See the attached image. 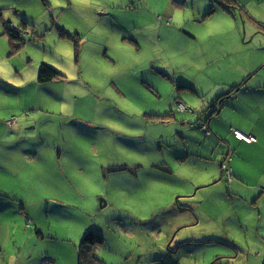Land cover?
Instances as JSON below:
<instances>
[{
	"label": "rangeland",
	"instance_id": "374dc122",
	"mask_svg": "<svg viewBox=\"0 0 264 264\" xmlns=\"http://www.w3.org/2000/svg\"><path fill=\"white\" fill-rule=\"evenodd\" d=\"M194 1L0 0V216L6 208L13 225L2 236L16 234L10 241L16 252L36 247L24 234H47L56 239L44 251L58 254L60 264H78V248L93 231L104 238L95 251L107 264H152L170 246L178 247L170 264H201L204 256L208 264H264V194L252 200L255 215L246 230L224 210L204 223L217 232L204 233L203 222L174 229L190 219L175 224L174 212L164 208L192 186L187 168L175 161L188 154L182 126L160 112L175 107L181 122L195 109L189 90L178 92L201 56L189 47ZM219 3L206 0V9H220ZM212 15L193 27L201 38L227 25ZM2 16L15 17V33L27 39L16 52ZM43 63L62 80L40 84ZM236 158L258 171L249 183L264 181V157L245 158L241 150ZM160 161H170L172 174L151 173L149 164ZM142 164L138 176L123 169ZM245 188L250 197L262 190Z\"/></svg>",
	"mask_w": 264,
	"mask_h": 264
},
{
	"label": "crops",
	"instance_id": "0c3cea01",
	"mask_svg": "<svg viewBox=\"0 0 264 264\" xmlns=\"http://www.w3.org/2000/svg\"><path fill=\"white\" fill-rule=\"evenodd\" d=\"M193 4L198 14L194 21L193 27H195L196 22H207L208 19L204 20L207 17L203 18L202 15L208 13L209 10L206 9V0H196ZM232 7L236 13H239L240 18L231 14L225 7L220 9H217V6L214 7L215 11L211 17L215 16L216 19L226 20L227 24L215 26L221 28L218 35L209 34L201 38L193 30V27L189 28V47L194 50L200 49L201 56L200 60L192 61V64L198 67L196 74L186 75L187 82L178 83V92L182 95L183 90H189L187 96H193L191 100L194 102L195 109H192L189 119L184 118L181 122L174 115L175 107L167 113L169 115L164 116H174L170 118V122L182 126L184 140L182 148L188 154L182 157L177 155L175 161L179 162L178 165L181 168H187L192 179V186L184 188V194H189L188 196H181V199L178 198L164 206L167 213L174 212V216L177 218L173 216L176 219L174 220L175 224L179 217L185 220L190 219L176 224L174 229L181 226H198L203 222L201 229L204 233L217 232L218 229L214 224L204 225V223L217 219L224 210L227 216L235 217L237 228L246 230L249 228L248 219L255 215L252 209V205L255 203L252 200L254 198L258 200L264 194L261 193L258 196L253 194L252 198L246 192L241 191L246 189L245 187H253L256 192H259L264 187V181L261 180L258 184L249 183L248 179H253L254 177L251 175L258 171L246 170L236 158V153H240L241 150L245 154V158L264 157V0H236ZM21 14L22 11H19L14 16L17 17ZM15 17H9L11 19L9 22V19L2 16L3 26L6 30H8V24L17 22ZM12 50L17 51L13 47ZM190 67L196 68L193 65ZM258 69L259 71H257ZM175 78H170L174 83V88H176ZM3 82L5 83V81ZM38 82L41 84L39 77ZM230 91L236 93L234 98L226 100L224 105H220L217 100L218 96ZM179 101H182V97ZM179 101L177 102L179 103ZM214 102L216 113L208 118V111L203 115L207 116L200 120L201 111ZM160 114L162 113L160 112ZM205 119L211 128L210 134L201 128V123ZM232 127H236L246 135L256 136L258 141L248 144L237 140L231 133ZM15 130L12 128L14 133L12 131L11 133L16 135ZM20 136L18 134V137ZM187 144L188 146H186ZM166 145L172 149L171 144L166 143ZM231 154V166L235 178L227 186L223 180L221 162ZM169 162L160 161V163L149 164L153 170L151 173L162 170L158 167L159 164L166 163L168 165ZM0 168L5 167L0 163ZM144 168L145 164H142L138 165L136 170L140 172ZM240 191L244 197L240 195ZM5 210L6 208L3 209V216H0V264H60L58 254L43 250V244L52 238L49 236L43 237L38 234L34 238V234H24L21 239L27 243L35 244L36 247H29L19 252L11 248L10 241L15 238L16 234H11L6 239L2 236V234H10L13 225ZM176 234H174L172 242L175 240ZM170 236L171 234H168L165 238L169 239ZM175 244L177 246L176 242ZM177 250L178 247L173 246H170L165 252L159 250L157 255L152 258V264H156L160 260H175L177 262L178 258L173 257L172 254ZM190 252H192L191 255H194L193 250ZM163 254L166 255L164 259H162ZM236 256L239 255L236 254ZM210 260L204 256L200 263L208 264ZM77 261L79 264V255Z\"/></svg>",
	"mask_w": 264,
	"mask_h": 264
},
{
	"label": "trees",
	"instance_id": "16d2710c",
	"mask_svg": "<svg viewBox=\"0 0 264 264\" xmlns=\"http://www.w3.org/2000/svg\"><path fill=\"white\" fill-rule=\"evenodd\" d=\"M214 1H217V0H214ZM235 1L236 0H220L219 4H220V6L225 7L229 12H231V14H233L234 16L238 17L239 13H236V11L232 7L233 2H235ZM214 7L215 6L210 8L208 13H206L204 17H208V16L212 15L214 13V11H215ZM25 23H26V21L24 20V22L22 21L21 25H25L26 26ZM13 26L15 27V26H17V24L11 23V24L7 25L8 34H9L8 36L10 37V42L12 44L13 49L18 50L26 42V39L25 38H21L17 33H14L13 30H11L13 28ZM194 60H200V57H197ZM63 77H64V75L58 69H56V68H54V67H52V66H50L49 64H46V63L41 64L40 69H39V81L41 82V84H46L48 82H52V81H56V80H62ZM214 106H215V103H211L210 106L206 108V110H207L206 113H208V111L210 112V111L214 110L213 114H215L217 109L214 108ZM190 111L192 112V109ZM161 115L164 117V116L169 115V114H161ZM8 121H10V120H8ZM8 121H6V122L9 125ZM195 121H194V123H195ZM204 122L205 121H202V123H201L202 130L205 131L203 129V127H207L211 131V128H210L209 124L206 123V122L204 123ZM199 125H200V123L198 124V126ZM9 126L13 127L15 125H9ZM233 129H237V128L236 127H232L231 128V131H232L231 133L235 136V133H234ZM252 136H254V135H252ZM254 137H255L256 140L251 141V142H246L244 140L238 139L235 136V138L237 140L245 142V143H248V144L255 143V142L258 141L257 137L256 136H254ZM189 142H190V140H189ZM201 143H203V142L201 141ZM186 146H188V144ZM176 151L180 153L181 149H179V147H177ZM223 160H222V162H223ZM231 160H232V154L230 156V166H231ZM158 167H160L161 169L167 170L168 173H172V170H171L170 166H168L166 163H161V164L158 165ZM110 168H114V167H110ZM128 168L130 169V171L132 173H134L136 175L139 174V172L136 170V168H132V167H129V166H123V169H128ZM114 169H120V168H114ZM222 176H223V180H224L225 184L227 186L230 185L233 182L234 178H235L233 168H232V175H231V180L230 181H228V179L223 175V173H222ZM261 189L262 190H261L260 194L264 193V188L262 187ZM39 235L43 236V237H48L47 234H39ZM37 236H38V234H37ZM52 238L56 239V237H54V236ZM103 241H104V238H102L101 235H98L97 233H93V231L87 232L85 238L82 241L81 246L78 248V251H79V264H104L105 260L101 259V257L95 251L97 246L100 243H103ZM156 264H170V263L163 260V261H159ZM176 264H178V263H176ZM213 264H216V263L214 262Z\"/></svg>",
	"mask_w": 264,
	"mask_h": 264
},
{
	"label": "built area",
	"instance_id": "2783aa9c",
	"mask_svg": "<svg viewBox=\"0 0 264 264\" xmlns=\"http://www.w3.org/2000/svg\"><path fill=\"white\" fill-rule=\"evenodd\" d=\"M16 30V28H15ZM14 30V33H15ZM187 109V108H186ZM11 122V121H8ZM203 129L205 130V132L207 134H210V129H208L207 127H203ZM235 136L240 139V140H244L246 142H251L256 140L254 136L252 135H246L244 133H242L240 130L237 129H233ZM221 171L223 173V175L228 179V181L231 180V175H232V167L230 166V157H225L223 162L221 163Z\"/></svg>",
	"mask_w": 264,
	"mask_h": 264
},
{
	"label": "water",
	"instance_id": "95a60500",
	"mask_svg": "<svg viewBox=\"0 0 264 264\" xmlns=\"http://www.w3.org/2000/svg\"><path fill=\"white\" fill-rule=\"evenodd\" d=\"M9 22L11 21V19H9L8 20ZM264 49V48H263ZM257 71H259V69L257 70ZM235 94L236 93H232V91H230V92H225V93H222V94H220L219 96H218V101H219V104L220 105H224L225 104V102H226V100H229V99H233L234 98V96H235ZM215 103V102H214ZM206 109H204L203 111H201V113H200V117H199V119L201 120V119H204L207 115V117H209V116H211L213 113H214V110H212V111H210L206 116H203L205 113H206ZM207 119V118H206ZM206 119L204 120V121H206ZM222 163V162H221ZM104 205H106V204H104ZM103 205V206H104Z\"/></svg>",
	"mask_w": 264,
	"mask_h": 264
},
{
	"label": "flooded vegetation",
	"instance_id": "af4514ba",
	"mask_svg": "<svg viewBox=\"0 0 264 264\" xmlns=\"http://www.w3.org/2000/svg\"><path fill=\"white\" fill-rule=\"evenodd\" d=\"M15 28L17 29V26H15V27L13 26V28H12V29H13V32H14ZM15 31H16V30H15ZM232 93H233V92H232ZM214 108H216V107L214 106ZM160 261H163V260H160ZM157 263H158V262H157Z\"/></svg>",
	"mask_w": 264,
	"mask_h": 264
}]
</instances>
